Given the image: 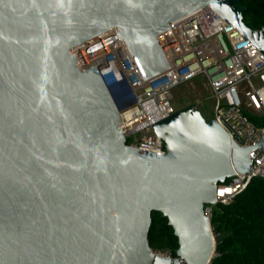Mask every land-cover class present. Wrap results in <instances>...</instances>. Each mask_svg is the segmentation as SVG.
I'll return each mask as SVG.
<instances>
[{
	"label": "water",
	"instance_id": "water-1",
	"mask_svg": "<svg viewBox=\"0 0 264 264\" xmlns=\"http://www.w3.org/2000/svg\"><path fill=\"white\" fill-rule=\"evenodd\" d=\"M210 7L260 52L241 0H0V264H181L152 253V214L177 257L211 264L204 207L251 172L249 154L195 103L155 123L165 154L129 147L96 64L75 49L118 29L146 80L169 66L156 37Z\"/></svg>",
	"mask_w": 264,
	"mask_h": 264
},
{
	"label": "built area",
	"instance_id": "built-area-1",
	"mask_svg": "<svg viewBox=\"0 0 264 264\" xmlns=\"http://www.w3.org/2000/svg\"><path fill=\"white\" fill-rule=\"evenodd\" d=\"M169 28L156 37L169 69L149 80L118 29L79 47L94 57L93 63L78 61L80 70L96 64L102 77L110 76L114 78L112 84L120 86L113 100L127 145L165 154L164 141L152 131L153 123L178 111L172 104L175 88L200 77L210 91L213 119L240 147L258 143L264 137V125H255L245 112L264 118V53L210 7L170 24ZM249 156L252 171L235 173L229 184L218 186V204L229 205L252 180H264V149L258 148ZM213 209L210 205L204 207L210 220ZM211 233L213 239L221 236L212 225ZM152 253L186 264L169 251Z\"/></svg>",
	"mask_w": 264,
	"mask_h": 264
},
{
	"label": "trees",
	"instance_id": "trees-1",
	"mask_svg": "<svg viewBox=\"0 0 264 264\" xmlns=\"http://www.w3.org/2000/svg\"><path fill=\"white\" fill-rule=\"evenodd\" d=\"M241 5L247 8L244 24L252 31L264 28V0H241ZM245 114L255 125H264V118ZM211 225L221 235L211 264H264V180H252L229 205L218 204ZM148 243L153 251H169L177 256L178 239L160 214H152Z\"/></svg>",
	"mask_w": 264,
	"mask_h": 264
},
{
	"label": "rangeland",
	"instance_id": "rangeland-1",
	"mask_svg": "<svg viewBox=\"0 0 264 264\" xmlns=\"http://www.w3.org/2000/svg\"><path fill=\"white\" fill-rule=\"evenodd\" d=\"M172 95V104L178 111L195 103V108L201 113L206 122L213 119L210 91L203 78H197L191 83L175 88ZM214 240L217 244V239L214 238Z\"/></svg>",
	"mask_w": 264,
	"mask_h": 264
},
{
	"label": "bare ground",
	"instance_id": "bare-ground-1",
	"mask_svg": "<svg viewBox=\"0 0 264 264\" xmlns=\"http://www.w3.org/2000/svg\"><path fill=\"white\" fill-rule=\"evenodd\" d=\"M75 54H76L77 59H78V61L80 63H87V64L88 63H93L94 57L91 55V52H89V51H87V50H85L83 48H78L75 51ZM107 88L110 91V94H111L112 98H115L118 95V93H119L120 86L117 85V84H110L109 83V84H107ZM182 261L185 262L184 260H182Z\"/></svg>",
	"mask_w": 264,
	"mask_h": 264
}]
</instances>
